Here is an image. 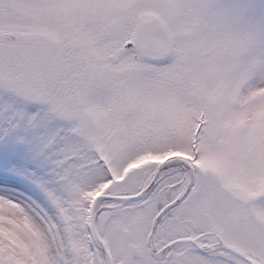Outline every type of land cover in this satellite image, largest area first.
Returning <instances> with one entry per match:
<instances>
[{
    "label": "snow or ice",
    "instance_id": "obj_1",
    "mask_svg": "<svg viewBox=\"0 0 264 264\" xmlns=\"http://www.w3.org/2000/svg\"><path fill=\"white\" fill-rule=\"evenodd\" d=\"M0 264H264V0H0Z\"/></svg>",
    "mask_w": 264,
    "mask_h": 264
}]
</instances>
